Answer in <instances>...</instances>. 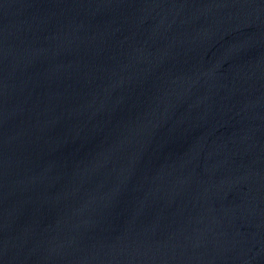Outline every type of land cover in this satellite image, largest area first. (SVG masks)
Masks as SVG:
<instances>
[{"label": "water", "instance_id": "95a60500", "mask_svg": "<svg viewBox=\"0 0 264 264\" xmlns=\"http://www.w3.org/2000/svg\"><path fill=\"white\" fill-rule=\"evenodd\" d=\"M0 264H264V0H0Z\"/></svg>", "mask_w": 264, "mask_h": 264}]
</instances>
